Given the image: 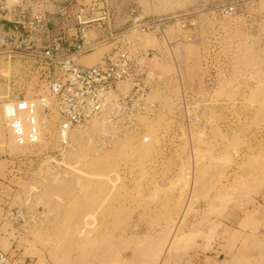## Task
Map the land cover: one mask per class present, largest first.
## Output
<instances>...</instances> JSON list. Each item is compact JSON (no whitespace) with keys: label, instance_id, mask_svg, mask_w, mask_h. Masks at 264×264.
<instances>
[{"label":"rangeland","instance_id":"374dc122","mask_svg":"<svg viewBox=\"0 0 264 264\" xmlns=\"http://www.w3.org/2000/svg\"><path fill=\"white\" fill-rule=\"evenodd\" d=\"M48 1L65 0L28 4L45 11ZM217 1L112 0L114 38L77 63L92 66L120 44L145 64L149 53L157 56L146 66L154 78L147 100L158 112L140 118L136 133L112 132L95 119L71 129L63 147L51 103L38 110L40 144L16 146L1 102L3 79L18 64L0 62L1 251L19 247L30 264H180L192 255L194 264H264V0L229 18L211 13ZM158 18L166 21L163 34L142 31ZM69 20L61 21L65 31ZM181 20L194 26L183 30ZM215 26L226 34L220 54L230 59L231 79L211 99L187 103L199 119L164 150L161 133L181 88L204 90L203 47ZM16 209L24 222L6 217Z\"/></svg>","mask_w":264,"mask_h":264},{"label":"built area","instance_id":"2783aa9c","mask_svg":"<svg viewBox=\"0 0 264 264\" xmlns=\"http://www.w3.org/2000/svg\"><path fill=\"white\" fill-rule=\"evenodd\" d=\"M45 1L38 0L42 4ZM255 1L219 0L213 4L211 13L229 18ZM72 3L73 0H68L55 15H51L42 9L28 12L27 0H19L13 5L0 2V62L18 64L16 72L3 79L6 94L1 102V115L18 147L40 144L42 120L38 110L49 108L42 104V97L50 105L54 104L59 120L58 138L63 147L68 146L67 134L71 129L82 128L92 120H102L112 132L136 133L140 118H150L158 112V105L147 100L154 78L144 58L133 56L123 45L115 47L112 53L92 66L77 63L80 57L114 38L110 28L113 8L108 0H82L75 13L68 16ZM64 19H70L72 24L67 31L61 26ZM148 22L142 25V31L163 34L165 20L158 18ZM94 26L107 28L108 34L92 40L89 29ZM193 26L191 20L180 21L183 30ZM208 32L201 63L204 90L194 93L181 88L178 109L169 116L171 123L161 133L164 150L168 139L183 135L186 126L199 119L198 114L187 112V103L211 99L218 84L231 79L230 59L220 54L223 48L220 41L226 34L216 26ZM177 80L181 83L178 75ZM186 177L190 178L191 173ZM7 216L14 221H25V215L17 209ZM18 259L16 253L0 250V264H20Z\"/></svg>","mask_w":264,"mask_h":264},{"label":"crops","instance_id":"0c3cea01","mask_svg":"<svg viewBox=\"0 0 264 264\" xmlns=\"http://www.w3.org/2000/svg\"><path fill=\"white\" fill-rule=\"evenodd\" d=\"M68 0H65V1H59L58 3H57V1H48V5H46L45 6V11L46 12H48L49 14H51V15H55L58 11H59V9L67 2ZM2 3V2H1ZM29 2H28V0H27V4H26V9H27V11L28 12H30V11H32V12H36L35 11V9L34 8H30L29 6V4H28ZM111 4L113 5L112 6V8L115 6L114 4H113V2H112V0H111ZM116 7V6H115ZM115 11L117 12V10H115L114 8H113V16H114V13H115ZM54 19H56V18H54ZM56 21V20H55ZM53 28V27H52ZM103 29V30H102ZM102 29H100V31L98 32V30L97 31H91V32H89V34L90 33H93V35L95 36V37H92L91 35H89L90 36V38L92 39V40H98V39H100V38H103V37H105L107 34H108V29L107 28H102ZM112 31V30H111ZM100 52H101V49H98V54L100 55ZM93 53V52H92ZM92 53H90V54H92ZM89 54V55H90ZM88 56V55H87ZM106 55H104L103 56V58L105 57ZM85 57V56H84ZM83 58V57H82ZM81 58V59H82ZM80 59V60H81ZM177 75L180 77V82H181V75H180V73H179V69H176V79H177ZM238 220H240V219H238ZM235 224V223H234ZM3 225L4 224H1L0 225V234H3L2 232H1V229H2V227H3ZM231 225V224H230ZM237 225V224H236ZM232 226V225H231ZM231 226H229V225H227V224H225V227L226 228H231ZM238 226V225H237ZM233 227V226H232ZM4 235V234H3ZM3 238L2 237H0V243L2 242L1 240H2ZM12 247V246H11ZM2 249V244H0V250ZM17 250H18V253H17V255H18V257L19 258H21V260H19L20 261V264H30L29 262H30V260H25L23 257H22V252H20L19 250V247H17ZM194 255H192V256H190L189 258H187V259H185V260H183V261H181V263L180 264H194L195 263V261L196 260H194ZM24 259V260H23ZM162 264H164V261L162 262ZM171 264V263H170Z\"/></svg>","mask_w":264,"mask_h":264},{"label":"water","instance_id":"95a60500","mask_svg":"<svg viewBox=\"0 0 264 264\" xmlns=\"http://www.w3.org/2000/svg\"><path fill=\"white\" fill-rule=\"evenodd\" d=\"M157 56L153 53H149L146 59V64H156ZM109 91H111V87H109Z\"/></svg>","mask_w":264,"mask_h":264},{"label":"bare ground","instance_id":"6f19581e","mask_svg":"<svg viewBox=\"0 0 264 264\" xmlns=\"http://www.w3.org/2000/svg\"><path fill=\"white\" fill-rule=\"evenodd\" d=\"M42 99H43V105H46L47 107H49V105H50V103H49V101L45 98V97H42ZM70 132V131H69ZM68 132V133H69ZM67 136H68V134H67ZM167 248V247H166Z\"/></svg>","mask_w":264,"mask_h":264}]
</instances>
